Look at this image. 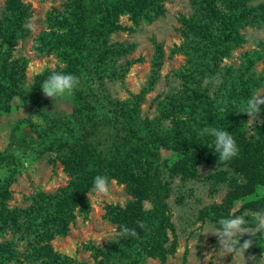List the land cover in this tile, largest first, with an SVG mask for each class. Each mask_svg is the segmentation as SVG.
Here are the masks:
<instances>
[{
	"label": "trees",
	"instance_id": "trees-1",
	"mask_svg": "<svg viewBox=\"0 0 264 264\" xmlns=\"http://www.w3.org/2000/svg\"><path fill=\"white\" fill-rule=\"evenodd\" d=\"M71 1L74 5L71 18H64L58 23L59 30L65 31V34H52L56 43H48L51 49L56 46L57 50H64L67 61L64 73L77 77L85 74L88 77L87 87L77 89L67 102L71 105L70 111L54 109V102L46 98L40 89L45 79L38 78L35 85L25 89L19 80L3 74L0 63L1 113L10 112L11 100L15 97H19L18 101L29 110L26 117L13 124L9 145L0 150V168L12 169L10 161L16 160V156L11 149L17 145L38 154L57 153L56 158L73 179L70 193L63 191L62 197L45 195L36 205L25 210L9 209V179L0 183V238H4L8 227L15 234L12 240L0 242V264L69 263L68 258L58 253L51 242L55 237L67 236L68 224L76 219L74 210L77 202L82 204V211L87 217L89 201L85 194L92 190L93 178L98 174L125 185L134 200L128 203L125 211L115 209L122 211L117 220L135 228L139 234L138 238H121L108 252L102 251L99 256L104 260L98 264H120L123 261L142 264L146 259L144 255L165 262L166 256L175 252L178 243L166 203L171 193L169 187L177 176L183 182L198 177L199 166L216 168V173L208 177L214 178L215 191L222 183L230 190L222 204L211 205L202 211L204 222L207 219L218 226L219 219L232 214H247L246 219L251 220L252 212L264 210V198L250 199L257 196V188L264 187V125H249L248 116L242 114L243 105L237 102L235 93L240 87L247 101L255 94L257 86H263L264 75L257 86L251 82L252 77L249 82L244 81L247 71L260 59L261 53L248 55L250 65L246 70L228 71L230 75L224 85L231 87L232 101L229 105L226 106L224 101H214L196 86L191 90V99H187L180 108L163 113L153 121L142 119L141 106L157 81L156 69L162 63L158 61L154 78L139 96H135L133 101L117 102L106 94L103 84L107 74L116 72L113 70L116 68L114 61L121 54L109 45V37L122 28L120 17L128 15L138 25L144 15L148 16V10L164 14L163 7L159 5L163 0ZM251 1L193 0L198 14L188 20L189 25L185 23V28L203 44L195 43L194 48L189 46L186 49L187 55L195 60L188 70L189 81L195 80L199 74L203 76L202 70H205L204 73L219 70L218 62L232 51L231 44L240 40V26L262 25L264 13L255 17L244 10ZM221 5L229 12L219 10ZM22 6L19 0H7V10L15 12L13 19L7 20L4 39L8 42H11L15 32L22 30L25 14ZM42 40L44 44L49 41L45 36ZM121 67L125 69L120 75L124 83L129 65ZM259 116L264 118V106H261ZM208 125L224 128L232 134L239 149L237 157L219 168L217 154L210 147L213 138L199 135V129ZM27 128L30 132L26 131ZM164 151L179 155L180 161L169 169L161 168L159 162ZM166 171L169 181L164 180ZM240 200H245V204L233 211ZM137 221H144L147 231L141 230ZM168 231L173 234L174 240L167 247ZM253 239V253L260 257L264 251V234L257 233ZM23 240L27 244L20 249L19 243Z\"/></svg>",
	"mask_w": 264,
	"mask_h": 264
},
{
	"label": "rangeland",
	"instance_id": "rangeland-1",
	"mask_svg": "<svg viewBox=\"0 0 264 264\" xmlns=\"http://www.w3.org/2000/svg\"><path fill=\"white\" fill-rule=\"evenodd\" d=\"M19 1L23 4L25 11L22 30L15 32L11 42H8L4 39V35L7 34V20L13 19L15 12L7 10V0H0V63L3 74L7 78L19 80L21 86L28 89L35 85L38 78L46 79L53 72H65L67 61L64 50H57L56 46L51 49L48 43L51 45L56 43L52 34H65V31L59 30L58 23L64 18H71L74 5L70 0ZM193 3V0H163L159 2V5L163 7L164 14L159 15L157 11L154 12V9L148 10V16L144 15L138 25L128 15L120 17L119 25L122 28L109 37V45H113V48L121 54L114 61L116 68L113 70L116 72L107 74L103 84L106 94L117 102L133 101L135 96H139L144 88L149 87L151 79L154 78L158 61L162 63L160 68L156 69L157 81L146 94L141 106L142 119L149 118L153 121L163 113L180 108L187 99H191V90L196 86L202 94L211 97L214 101L218 103L224 101L226 106L229 105L232 101L229 93L231 87L224 85L226 78L230 75L228 71L246 70L250 65L249 54L260 52L261 57L247 71L248 75L244 81L249 82L252 77L251 82L257 86V82L264 75L263 19L260 27L243 25L239 27L240 40L232 43V51L218 62V71L204 73L205 70H202L203 76L199 74L195 80H188V70L195 60L187 55L186 49L189 46L194 48L195 43L203 44L185 28V23L187 24L193 15L198 14ZM218 8L224 13L229 12V9L223 5ZM244 10L251 15H256L255 17L262 15L264 0H253L246 5ZM26 21L32 22L31 29L26 26ZM43 36L49 40L45 44L42 40ZM127 65H129V70L122 83L120 75L125 69L122 70L121 66L126 67ZM79 79L78 89L84 90L87 87L88 77L82 74ZM235 93L237 102L243 105L245 92L237 87ZM255 94L264 96V83L263 86H257ZM18 99L19 97H15L11 100L9 113L0 111L1 151L9 145L8 140L13 124L26 117L29 112L28 107L22 105ZM256 124L264 125V118L258 116ZM26 131L30 132V128ZM12 147L13 153L20 150L22 156L18 158L15 155L16 160L10 161L11 170L8 167L0 168V183H6L9 179L10 197L7 201L9 209H29L45 195L62 197L63 191L69 193L72 191V176L56 158L57 153L38 154L27 147V150L17 145ZM179 161V155L164 151L159 166L169 169L168 167ZM223 169L228 168L223 167ZM197 170L198 177L183 182L177 176L169 187L171 193L166 203L177 233L178 243L175 252L167 255L165 262L144 255L146 259L142 264H244L241 258L237 257L232 260L230 255L221 252L215 241L217 237L202 234L206 226L214 225L207 219L205 222L201 219L202 211L211 205L222 204L230 190L225 186L226 184L222 183L215 191L214 178H208L216 173L215 167L205 165L199 166ZM164 175V180L169 181L168 171L164 172ZM111 181L113 183L110 184L111 191L107 197L97 199L91 190L86 192L85 197L89 201L87 217L82 211V204L77 202L74 210L76 219L68 224L67 236L55 237L51 242L52 247L58 253L68 258L69 263L67 264L102 263L104 259L99 256L100 253L108 252L113 248L116 242L113 230H119L123 225L117 220L118 214L125 211L128 203L134 199L128 194L124 184L113 179ZM256 191L257 196H252L250 199L264 198V187H259ZM244 204L245 200H240L238 204H235L233 211ZM5 233L4 238H0V242L12 240L15 236L10 227ZM173 240V234L168 231L167 247L172 245ZM25 244H27L26 241H20V249ZM253 245L245 253L246 264H253L248 259L250 256L256 257L255 264H259L261 256H264V251L260 257L256 256L253 253ZM129 263L123 261L120 264ZM32 264H42V262Z\"/></svg>",
	"mask_w": 264,
	"mask_h": 264
},
{
	"label": "clouds",
	"instance_id": "clouds-1",
	"mask_svg": "<svg viewBox=\"0 0 264 264\" xmlns=\"http://www.w3.org/2000/svg\"><path fill=\"white\" fill-rule=\"evenodd\" d=\"M26 26L32 28V22L26 21ZM80 85L79 77L63 72L51 73L41 85V91L44 96L54 102L53 107L66 109L70 111V104L67 103L74 96V92ZM261 106H264V96L253 94L249 99L243 102L241 107L242 114L249 117V124H255L256 118L260 115ZM224 111V109H221ZM201 137H212L213 143L210 146L217 154V168L228 164L233 158L237 157L239 149L234 136L224 128L208 125L199 129ZM18 158L22 156L20 150L14 153ZM109 177L106 175H96L93 178L92 192L97 199L107 197L111 188ZM246 215H230L228 218H221L217 225H208L205 227L203 235H213L217 237V243L221 252L230 255L232 260L239 257L246 264L245 253L253 245V236L257 233L264 234V210L251 213V220L246 219ZM137 226L141 230L147 231V224L144 221H137ZM115 241L119 238H138L139 234L135 228H129L126 225L120 226L119 230H113ZM245 236L250 237L244 239ZM243 241V242H242ZM255 264L256 257H248ZM259 264H264V256H261Z\"/></svg>",
	"mask_w": 264,
	"mask_h": 264
}]
</instances>
